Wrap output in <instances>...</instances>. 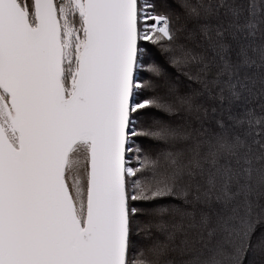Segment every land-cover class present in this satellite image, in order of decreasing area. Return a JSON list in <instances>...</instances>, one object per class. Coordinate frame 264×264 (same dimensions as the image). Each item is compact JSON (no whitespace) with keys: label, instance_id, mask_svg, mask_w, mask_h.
Wrapping results in <instances>:
<instances>
[{"label":"snow or ice","instance_id":"obj_1","mask_svg":"<svg viewBox=\"0 0 264 264\" xmlns=\"http://www.w3.org/2000/svg\"><path fill=\"white\" fill-rule=\"evenodd\" d=\"M0 264H264V0H0Z\"/></svg>","mask_w":264,"mask_h":264}]
</instances>
